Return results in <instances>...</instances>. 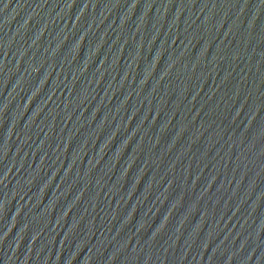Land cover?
<instances>
[{"label":"water","instance_id":"1","mask_svg":"<svg viewBox=\"0 0 264 264\" xmlns=\"http://www.w3.org/2000/svg\"><path fill=\"white\" fill-rule=\"evenodd\" d=\"M0 264H264V0H0Z\"/></svg>","mask_w":264,"mask_h":264}]
</instances>
